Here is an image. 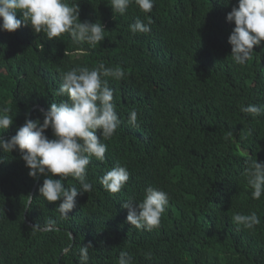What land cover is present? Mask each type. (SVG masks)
I'll use <instances>...</instances> for the list:
<instances>
[{"label": "trees", "instance_id": "16d2710c", "mask_svg": "<svg viewBox=\"0 0 264 264\" xmlns=\"http://www.w3.org/2000/svg\"><path fill=\"white\" fill-rule=\"evenodd\" d=\"M68 2L79 5L82 22L102 23L105 39L91 47L68 33L49 40L31 25L0 31V105L14 120L0 136L15 135L26 118L42 122L34 106L67 99L57 94L62 72L100 62L126 73L120 81L104 77L121 123L103 141L106 159L88 165L92 192L78 196L67 217L60 200L39 193L43 174L27 206L38 178L18 149H0V264H80V248L89 243L88 264H118L121 251L133 264H264V195L253 199L243 175L250 159L264 162V112L241 111L264 107V42L245 64L233 62L228 37L235 23L226 16L238 0H155L149 13L133 3L123 16L108 0ZM137 18L152 21L149 33H131ZM133 109L137 126L128 122ZM46 134L54 138L51 128ZM117 165L127 166L130 179L113 194L99 178ZM62 183L80 186L72 177ZM148 186L169 194L151 231L132 226L122 207L130 197L143 200ZM27 207L35 225L25 218ZM237 212H256L260 223L237 225Z\"/></svg>", "mask_w": 264, "mask_h": 264}, {"label": "clouds", "instance_id": "9594fccd", "mask_svg": "<svg viewBox=\"0 0 264 264\" xmlns=\"http://www.w3.org/2000/svg\"><path fill=\"white\" fill-rule=\"evenodd\" d=\"M108 3L114 14L123 16L133 3L141 12L149 13L155 0H108ZM18 11H22V19L17 18ZM0 18V31L15 32L22 24L31 25L34 32H43L49 40L68 33L73 40L91 47L105 39L103 24L82 22L79 5H70L68 0H0ZM226 19L235 23L228 37L232 60L243 65L251 58L254 46L264 42V0H238ZM151 24V20L145 22L137 18L129 28L133 35L146 34L151 31ZM125 76L120 66L108 67L103 62L92 68L83 66L62 72L57 94L67 99L40 109L42 122L39 118H26L15 135L7 139L0 136V149L5 153L18 149L31 177L44 175L39 193L49 202L60 200L58 210L63 217L74 209L78 196L92 192L93 185L87 180L88 165L93 157L99 161L106 159L107 144L103 141L110 140L121 123L114 103V89L108 86L104 77L120 81ZM241 111L256 117L264 112V107L249 104ZM10 112V108L0 105V130H7L14 123ZM137 121L138 113L133 109L128 122L137 126ZM49 128L52 139L46 134ZM57 174L59 179L54 178ZM243 175L253 189L252 198L259 200L264 195V162L250 159ZM68 177L76 179L80 186L65 187L62 180ZM129 179V170L122 165L112 167L99 178L104 189L113 194L120 192ZM136 201L130 197L122 205L128 210L127 221L137 229L151 231L158 228L169 204V194L161 188L148 186L143 200L138 204ZM232 221L249 230L260 223L256 212L250 215L234 213ZM90 246L91 243L80 248V264H88ZM144 255L151 259L150 252ZM118 264H133V258L128 252L121 251Z\"/></svg>", "mask_w": 264, "mask_h": 264}, {"label": "water", "instance_id": "95a60500", "mask_svg": "<svg viewBox=\"0 0 264 264\" xmlns=\"http://www.w3.org/2000/svg\"><path fill=\"white\" fill-rule=\"evenodd\" d=\"M34 108L45 109V107H44L43 105H41V104H38V105L34 106ZM31 113H32V112H31ZM30 115H31V114H30ZM38 183H39V180H37V182L35 183V186H34L32 192H31V194H30V198H29L28 205H27L28 207H29V205L31 204V202H32V200H33V195L35 194L36 186H37ZM28 207H27V209H26V211H25V218H26V220H27V222H28L29 224L35 225L33 222H31V221L28 219V215H27V213H28ZM59 264H61V260H59Z\"/></svg>", "mask_w": 264, "mask_h": 264}, {"label": "bare ground", "instance_id": "6f19581e", "mask_svg": "<svg viewBox=\"0 0 264 264\" xmlns=\"http://www.w3.org/2000/svg\"><path fill=\"white\" fill-rule=\"evenodd\" d=\"M41 176V175H40ZM40 176H39V178L37 179V180H40ZM37 182V181H36Z\"/></svg>", "mask_w": 264, "mask_h": 264}]
</instances>
